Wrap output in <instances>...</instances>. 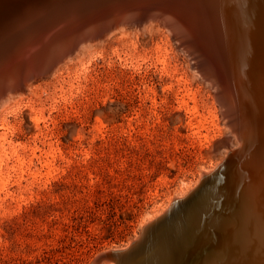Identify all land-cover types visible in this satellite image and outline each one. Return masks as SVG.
<instances>
[{
  "label": "rangeland",
  "instance_id": "rangeland-1",
  "mask_svg": "<svg viewBox=\"0 0 264 264\" xmlns=\"http://www.w3.org/2000/svg\"><path fill=\"white\" fill-rule=\"evenodd\" d=\"M125 33L33 81L38 103L26 93L0 113L17 154L29 160L30 147L40 149V163L25 165L21 179L8 170L0 192V264H96L185 197L199 170L219 162V142L235 141L210 83L198 80L194 56L175 35L160 24ZM185 90L196 116L179 108ZM30 108L41 113L37 127ZM193 118L206 129L190 128Z\"/></svg>",
  "mask_w": 264,
  "mask_h": 264
},
{
  "label": "bare ground",
  "instance_id": "bare-ground-1",
  "mask_svg": "<svg viewBox=\"0 0 264 264\" xmlns=\"http://www.w3.org/2000/svg\"><path fill=\"white\" fill-rule=\"evenodd\" d=\"M153 24L175 35L184 53L194 56L191 67L198 80L210 83L235 141L227 137L218 143L215 150L223 155L217 165L201 168L185 197H174L162 214L147 219L139 239L94 260L264 264V0H0V113L28 93L39 98L40 86L33 81L56 73L81 49ZM187 100L195 102L185 90L179 108L196 116L198 109ZM28 113L37 127L41 113L34 108ZM188 125L206 129L195 118ZM10 131L0 120V192L11 179L8 170L21 179L25 165L40 163L36 144L29 160L17 154ZM38 170L29 175L38 177Z\"/></svg>",
  "mask_w": 264,
  "mask_h": 264
},
{
  "label": "water",
  "instance_id": "water-1",
  "mask_svg": "<svg viewBox=\"0 0 264 264\" xmlns=\"http://www.w3.org/2000/svg\"><path fill=\"white\" fill-rule=\"evenodd\" d=\"M192 33H193V32H192ZM192 33L189 32L188 34H189L192 38L195 39V35H194V33H193V34H192ZM191 37H190V38H191ZM192 38H191V40H192ZM200 44H201V43H200ZM212 46H213V45H212ZM199 47L202 48V46H199ZM216 65H217V64H216ZM218 68H219V67H218V65H217V70H218ZM212 176H214V174H213ZM162 218H163V217H162ZM162 218H161V219H162ZM139 242H140V241H139ZM139 242H138V243H139ZM138 243H137V244H138ZM137 244H136V245H137ZM136 245H134L133 247H131V248H130V249H129L124 255H126L127 253H129L134 247H136ZM108 254H113V253H108Z\"/></svg>",
  "mask_w": 264,
  "mask_h": 264
}]
</instances>
